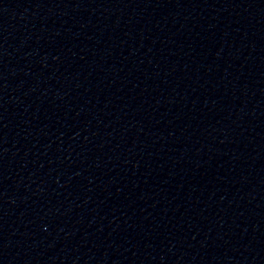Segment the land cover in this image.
I'll return each instance as SVG.
<instances>
[{"label":"water","instance_id":"95a60500","mask_svg":"<svg viewBox=\"0 0 264 264\" xmlns=\"http://www.w3.org/2000/svg\"><path fill=\"white\" fill-rule=\"evenodd\" d=\"M0 264H264V0H0Z\"/></svg>","mask_w":264,"mask_h":264}]
</instances>
